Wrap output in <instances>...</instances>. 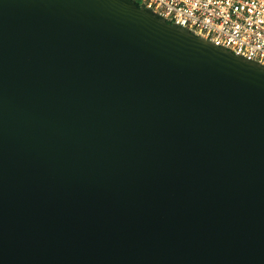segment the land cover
<instances>
[{"label": "water", "instance_id": "1", "mask_svg": "<svg viewBox=\"0 0 264 264\" xmlns=\"http://www.w3.org/2000/svg\"><path fill=\"white\" fill-rule=\"evenodd\" d=\"M0 264H264V65L133 0H0Z\"/></svg>", "mask_w": 264, "mask_h": 264}, {"label": "built area", "instance_id": "2", "mask_svg": "<svg viewBox=\"0 0 264 264\" xmlns=\"http://www.w3.org/2000/svg\"><path fill=\"white\" fill-rule=\"evenodd\" d=\"M167 22L264 65V0H133Z\"/></svg>", "mask_w": 264, "mask_h": 264}, {"label": "trees", "instance_id": "3", "mask_svg": "<svg viewBox=\"0 0 264 264\" xmlns=\"http://www.w3.org/2000/svg\"><path fill=\"white\" fill-rule=\"evenodd\" d=\"M137 5L140 6L139 3H137Z\"/></svg>", "mask_w": 264, "mask_h": 264}]
</instances>
